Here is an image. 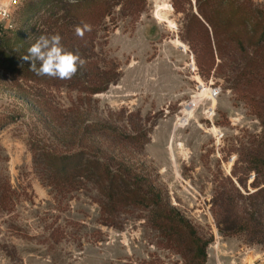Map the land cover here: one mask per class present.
I'll list each match as a JSON object with an SVG mask.
<instances>
[{
    "label": "rangeland",
    "instance_id": "374dc122",
    "mask_svg": "<svg viewBox=\"0 0 264 264\" xmlns=\"http://www.w3.org/2000/svg\"><path fill=\"white\" fill-rule=\"evenodd\" d=\"M19 1L12 31L24 36ZM144 1L136 17L118 5L98 32L90 57L113 80L105 93L0 61V264H188L186 237L157 228L154 206L110 208L105 181L67 180V163L46 159L78 153L144 177L211 241L206 264H264L263 241L224 232V199L242 214L257 171L264 180V0ZM97 123L119 137L91 132Z\"/></svg>",
    "mask_w": 264,
    "mask_h": 264
},
{
    "label": "trees",
    "instance_id": "16d2710c",
    "mask_svg": "<svg viewBox=\"0 0 264 264\" xmlns=\"http://www.w3.org/2000/svg\"><path fill=\"white\" fill-rule=\"evenodd\" d=\"M121 4L122 10L127 12L128 16L135 17L140 15L146 7L144 0H77L76 3H69L68 0H26L24 7H22V14L26 20V33L24 36H20L15 35V31H7L0 36V42H4L0 47V61L10 62L7 68L12 72L23 71L26 61L22 57L27 54L26 48L29 46V40L35 41L36 37L41 34L58 33L67 50L78 52L87 61L71 79H60V83L64 85L65 82H68L89 96L105 93L113 80L108 75L100 74L97 62L91 61L90 53L94 49L98 32L106 18ZM198 13L203 21L199 22L211 29L214 38H216V46L220 48L221 41L217 37V26L200 7H198ZM192 18L198 20L194 15ZM84 24L91 25L92 30L85 31L83 38H81L75 34V28L77 26L83 28ZM10 35L15 36L13 40L8 39ZM30 37L31 39H29ZM239 44L242 46L241 42ZM3 65L5 62L2 63ZM27 65H30V62H27ZM84 71L87 73H83ZM88 128H92L91 132L93 133L103 132L119 137L118 131L107 125L97 123L88 126ZM261 147L264 149L263 142L259 144V148ZM90 155L94 157L92 150H90ZM80 158L81 153L72 156L64 155L60 158L53 155L46 157L51 161L58 160L67 163V165L62 166L61 171L67 180L75 179L76 175L82 174L88 180H94L97 177L99 183L105 181L107 184L99 185V188L108 197L110 208L117 206V203L131 199L134 205L154 206L156 208L154 222H156L157 228H169L171 233L174 234V231H177L186 237L188 264H206L207 249L211 241L198 236L195 229L183 217L175 214L168 207H164L160 192L144 177L136 174L130 165L123 161L109 165L105 162L87 160L83 166L80 163ZM74 159L79 161L70 163ZM257 172L258 176L253 182V188L257 191L252 194L249 193L248 199L252 202L245 212L239 213L236 198L230 196V199H224V205L227 204L229 208L224 218V232L230 236L248 233L259 238V242L262 243V241L264 242V187H262L264 180L259 179L260 171ZM134 194H139L142 199L134 201L132 198ZM239 197L243 198L242 194ZM1 200L3 201L2 196H0Z\"/></svg>",
    "mask_w": 264,
    "mask_h": 264
},
{
    "label": "clouds",
    "instance_id": "9594fccd",
    "mask_svg": "<svg viewBox=\"0 0 264 264\" xmlns=\"http://www.w3.org/2000/svg\"><path fill=\"white\" fill-rule=\"evenodd\" d=\"M76 3L77 0H68ZM91 25L77 26L75 34L83 38L85 31H91ZM31 39V37L29 38ZM23 60L30 62L29 70L39 76H48L61 80L71 79L87 61L78 53L67 50L62 37L57 34H41L27 48Z\"/></svg>",
    "mask_w": 264,
    "mask_h": 264
},
{
    "label": "built area",
    "instance_id": "2783aa9c",
    "mask_svg": "<svg viewBox=\"0 0 264 264\" xmlns=\"http://www.w3.org/2000/svg\"><path fill=\"white\" fill-rule=\"evenodd\" d=\"M19 3V0H0V36L14 29V12L10 9V5L17 6ZM218 94V91L214 90L211 97L216 98Z\"/></svg>",
    "mask_w": 264,
    "mask_h": 264
}]
</instances>
